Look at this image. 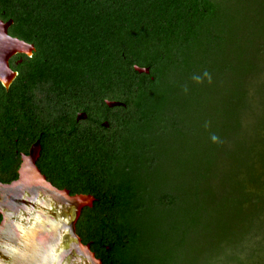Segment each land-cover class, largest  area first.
I'll return each instance as SVG.
<instances>
[{"label": "trees", "instance_id": "obj_1", "mask_svg": "<svg viewBox=\"0 0 264 264\" xmlns=\"http://www.w3.org/2000/svg\"><path fill=\"white\" fill-rule=\"evenodd\" d=\"M158 12L101 67L111 129L73 139L65 187L94 198L75 233L102 264H264V0Z\"/></svg>", "mask_w": 264, "mask_h": 264}, {"label": "flooded vegetation", "instance_id": "obj_2", "mask_svg": "<svg viewBox=\"0 0 264 264\" xmlns=\"http://www.w3.org/2000/svg\"><path fill=\"white\" fill-rule=\"evenodd\" d=\"M166 1L0 0L1 184L16 181L28 160L70 193L74 137L86 126L93 142L104 137L120 104L106 90L101 67L118 75L120 61L130 59L110 48L136 46L137 30L150 24L146 16Z\"/></svg>", "mask_w": 264, "mask_h": 264}, {"label": "water", "instance_id": "obj_3", "mask_svg": "<svg viewBox=\"0 0 264 264\" xmlns=\"http://www.w3.org/2000/svg\"><path fill=\"white\" fill-rule=\"evenodd\" d=\"M23 162L16 181L0 183V264H102L75 233L94 198L53 187Z\"/></svg>", "mask_w": 264, "mask_h": 264}, {"label": "rangeland", "instance_id": "obj_4", "mask_svg": "<svg viewBox=\"0 0 264 264\" xmlns=\"http://www.w3.org/2000/svg\"><path fill=\"white\" fill-rule=\"evenodd\" d=\"M259 82H260V80H257L255 83H257V84H258Z\"/></svg>", "mask_w": 264, "mask_h": 264}]
</instances>
